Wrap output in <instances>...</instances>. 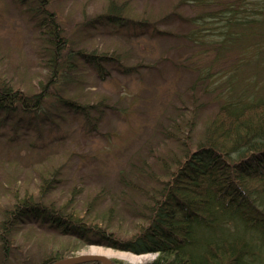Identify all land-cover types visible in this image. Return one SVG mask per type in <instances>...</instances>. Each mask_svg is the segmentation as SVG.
Returning a JSON list of instances; mask_svg holds the SVG:
<instances>
[{"label": "rangeland", "instance_id": "1", "mask_svg": "<svg viewBox=\"0 0 264 264\" xmlns=\"http://www.w3.org/2000/svg\"><path fill=\"white\" fill-rule=\"evenodd\" d=\"M45 1L46 8L61 16L70 32L82 34L80 39L89 49L118 52L124 65L136 72L129 74L123 67L108 65L101 78L97 68L89 67L81 74L83 87L74 81L62 90L94 104L90 122L71 109H56L59 104L53 97L44 104L47 111L35 116L22 114L19 108L6 119L0 115V258L2 223L14 218L15 194L36 191L43 181L55 202L76 200L81 210L90 203L101 216L114 211L124 234L142 201L128 209L132 203H126L127 199L134 202L140 197L130 191L127 197L118 196L125 186L122 179L135 178L138 167L156 160L155 154L173 149L181 134L175 135V126L182 125L183 135L195 117L193 135L200 138L221 105L264 98V0H242L247 10L240 23L245 30L237 46L220 45L224 34L219 26L226 19L216 17L215 5H197L191 0H128L131 19L144 13L157 21L151 27L100 24L93 30L90 20L104 13L110 0ZM253 3H260L256 11ZM199 16L203 19L196 26L194 19ZM196 29L204 35L200 43L188 38V32ZM91 32L95 35L87 36ZM42 46L40 28L29 7L18 0H0V75L33 94L39 80L46 81ZM47 112L54 116L47 117ZM23 221L5 237L13 256L0 264H16L15 257L17 264H35L51 250L66 252L65 258L91 256L88 251L93 247L146 258L134 263L120 256L107 257L112 264H148L156 257L107 245H85L48 224Z\"/></svg>", "mask_w": 264, "mask_h": 264}, {"label": "trees", "instance_id": "2", "mask_svg": "<svg viewBox=\"0 0 264 264\" xmlns=\"http://www.w3.org/2000/svg\"><path fill=\"white\" fill-rule=\"evenodd\" d=\"M18 1L29 7L40 28L46 81L39 80L37 89L28 94L0 75V115L6 119L19 108L20 113L35 116L46 110L44 104L53 97L59 104L56 109H71L90 122L94 104L81 102L71 91L63 94L62 90L74 81L83 87L81 74L89 67L97 68L101 78L108 65L123 67L129 74L136 71L124 65L118 52L94 46V51L89 49L80 39L82 34L70 32L61 23V16L46 8L45 0ZM191 1L197 5H215L216 17L226 19L219 26L224 34L220 45H238L245 30L240 23L244 18L241 14L247 10L245 1L232 4L225 0ZM259 4L253 3L252 10L256 11ZM129 9L128 0H110L104 13L92 17L89 26L93 30L100 24L151 27L157 21L144 13L131 19L127 14ZM202 19L203 16L195 17L196 26ZM201 31L188 32L189 40L200 43L204 38ZM74 34L80 44L75 42ZM50 115L54 113L47 112V117ZM208 120L200 138L193 135L195 117L183 135L182 125L175 126V135L181 133L175 139L177 145L168 149L167 154H155L156 160L138 167L135 178L122 179L125 186L118 196L127 197L135 192L140 197L134 202L128 198L126 203H132L128 209L142 201L124 234L114 211L101 216L90 203L81 210L76 207V200L55 202L49 198L50 187L43 181L36 191L15 194L14 218L2 223L0 263L12 254L11 243L5 237L13 233L16 225L26 222L23 221L26 218L29 223L48 224L55 232L85 245H107L136 254L155 253V259L148 264H264V98L243 104L227 102ZM66 256V252L51 250L35 264H52Z\"/></svg>", "mask_w": 264, "mask_h": 264}, {"label": "bare ground", "instance_id": "3", "mask_svg": "<svg viewBox=\"0 0 264 264\" xmlns=\"http://www.w3.org/2000/svg\"><path fill=\"white\" fill-rule=\"evenodd\" d=\"M91 253V255H100L104 257H113V256H120L123 259L129 260L131 262H145V257H136L131 254H127L125 252H120V251H114L111 249H104V248H99V247H93L88 251ZM136 261V262H135Z\"/></svg>", "mask_w": 264, "mask_h": 264}, {"label": "water", "instance_id": "4", "mask_svg": "<svg viewBox=\"0 0 264 264\" xmlns=\"http://www.w3.org/2000/svg\"><path fill=\"white\" fill-rule=\"evenodd\" d=\"M90 261H99L102 264H112L111 261L104 256H99V255H82V256H77V257H70L66 258L60 261H57L52 264H82L85 262H90Z\"/></svg>", "mask_w": 264, "mask_h": 264}]
</instances>
